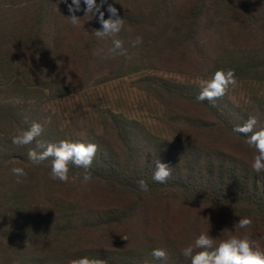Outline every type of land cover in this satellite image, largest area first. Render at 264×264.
Instances as JSON below:
<instances>
[{
	"label": "trees",
	"instance_id": "1",
	"mask_svg": "<svg viewBox=\"0 0 264 264\" xmlns=\"http://www.w3.org/2000/svg\"><path fill=\"white\" fill-rule=\"evenodd\" d=\"M70 3L0 0V264H69L84 256L107 264H191L182 255V240L194 245L202 233L218 244L247 232L264 248V172L252 170L255 148L232 131L250 116L258 120L256 130L264 128V0H107L105 19L112 5L123 27L105 39L94 35L101 28L98 19L83 17V11L76 13L79 27L70 23ZM137 36L143 43L132 47ZM117 39L127 55L139 48L131 55L147 66L127 70V55L110 51ZM187 53L193 54L185 63L189 78L202 83L217 70L233 69L237 84L256 88L254 100L239 104L226 92L214 102H201V83L153 74L159 71L155 60L184 71ZM142 68L152 72L145 74L150 82L160 83L147 89L158 109L157 123L149 126L123 113L103 117L100 132L81 141L98 145L88 169L90 183H81L85 169L71 163L67 183L50 178L52 158L30 164V149L43 151L38 143L61 140L41 135L27 146L12 143L13 135L30 127L25 103L41 108L62 101L73 84L86 88ZM158 159L172 167L163 184L152 179ZM13 167H23L27 176L18 182ZM141 179L146 192L139 188ZM174 204L186 211L173 212ZM243 217L253 221L245 230L236 225ZM78 226L86 230L68 233ZM95 226L106 239L123 230L126 242L145 244L118 253L106 248L108 241L99 247L91 240L87 248L83 243ZM155 248L171 250L168 259L152 257Z\"/></svg>",
	"mask_w": 264,
	"mask_h": 264
},
{
	"label": "clouds",
	"instance_id": "2",
	"mask_svg": "<svg viewBox=\"0 0 264 264\" xmlns=\"http://www.w3.org/2000/svg\"><path fill=\"white\" fill-rule=\"evenodd\" d=\"M67 2V0H65ZM107 0H83L85 7L81 8V0H71L68 4V10L71 14L68 16L70 23L74 27L81 25V17L76 13L83 11V17H89L90 20L97 18L101 25L100 29L94 30L97 39H105L119 33L123 27V19H120L117 9L108 5L107 11L110 13L108 19H105V13L102 11L103 5ZM113 17H116L113 19ZM143 43V37L137 36L131 41L132 47H137ZM114 47L110 50L112 53L127 55V50L123 48L120 40L113 41ZM237 78L233 69L217 70L211 79L201 83V90L197 99L199 101L208 100L214 102L222 98L230 87H235ZM27 122V118H26ZM258 120L250 116L242 125L235 126L232 131L243 135L247 138V144L256 150L251 168L257 174L264 172V128L256 130ZM43 126L38 122H32L27 129H21L12 136V143L16 146H27L37 140L43 133ZM38 148L43 151L30 149L27 153L28 161L33 166H39L43 162L51 159L50 178L67 183L69 181L70 168L69 164L85 169L81 183L88 184L92 180L90 169L92 162L98 152V145L91 142L61 140L58 144L48 143L46 146L37 144ZM11 173L18 178L26 177L27 172L23 167H13ZM172 167L159 159L155 161V171L152 179L158 183H165L171 177ZM75 179V178H74ZM141 191H148L149 187L145 180L138 181ZM253 221L248 217L240 218L238 223L239 229L245 230L251 227ZM127 240V237H123ZM194 249H199L194 251ZM152 257L158 260H167L168 253L162 248H155L151 253ZM185 258H190L191 264H264V248L244 232L243 235H232L227 239L221 240L216 244L215 239L209 233H202L195 240L194 245H190L182 250ZM69 264H107L106 260L99 258L80 257L69 261ZM144 264H150L144 261Z\"/></svg>",
	"mask_w": 264,
	"mask_h": 264
},
{
	"label": "rangeland",
	"instance_id": "3",
	"mask_svg": "<svg viewBox=\"0 0 264 264\" xmlns=\"http://www.w3.org/2000/svg\"><path fill=\"white\" fill-rule=\"evenodd\" d=\"M138 49L139 48H133L130 50L131 52L129 55H127L128 60L125 62L127 70H131L130 68L138 66H147L142 64L143 62L140 60V56L136 53L131 55L132 52ZM190 56H193V54L189 55L187 53L182 62L181 67L184 71H177L173 68L170 69L171 66L168 62L160 63L161 61L155 60V70L159 71H153V74L163 77L164 79L176 80L179 83L190 81L197 84L199 81L189 78L192 75L188 72L191 71L190 69H186L185 63L190 61ZM148 73H152L150 69L142 68L140 73L128 78L125 77L115 81L107 80L108 82L106 80L104 81V79L95 80L88 84L86 88H80L79 86L75 87L76 84H71L72 87L69 89L70 93H68L62 101H53L43 105L41 108L35 106L33 102H28L25 103L26 106L24 107L23 114L27 118L28 125H31L32 122H38L43 126L44 130L41 134L43 137L52 136V138L57 140L84 141L93 137V131L97 133L100 132L99 122L102 121V118L105 116L110 117V112L114 114L123 113L127 118L145 121L149 126H153L157 123V116L159 117V114L152 95L148 96L149 93L147 89H149V91L155 88L157 89L160 83H156V85L155 81L154 83L150 82V80L145 77L147 76L145 74ZM152 86H154V88ZM253 90H256V88L244 84H236L235 87H230L227 92L232 101L247 105L250 101L254 100V94H252ZM174 205L175 209L173 212L182 214L186 211L182 209L179 204ZM76 223L82 225L80 221ZM167 224L169 223L167 222ZM82 226H78L75 231L69 229L68 233L73 235L83 233L86 229H83ZM92 229H94L92 230V237L90 235L83 243L87 248L93 245L90 242L92 240L95 241L96 246L99 247H103V244L108 241L106 248L117 251L118 253H124V251H127L129 248H134V250L139 249L136 245L140 241L135 240V243L132 244L122 239L123 230L115 231V233L112 231L118 238L113 236L112 239L109 240L104 237L105 235L101 228L95 226V228ZM173 234L177 236L180 235V232L175 229ZM182 243H185L182 244L183 248L193 245L192 241L187 239H183ZM144 244L145 242H140L139 245L142 247ZM169 252H171V250H168V253Z\"/></svg>",
	"mask_w": 264,
	"mask_h": 264
}]
</instances>
